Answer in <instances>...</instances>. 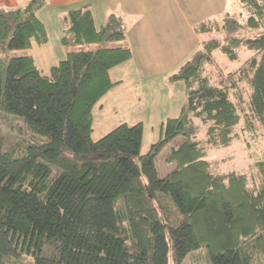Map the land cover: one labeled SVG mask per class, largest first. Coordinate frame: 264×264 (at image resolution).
<instances>
[{
  "label": "trees",
  "instance_id": "obj_1",
  "mask_svg": "<svg viewBox=\"0 0 264 264\" xmlns=\"http://www.w3.org/2000/svg\"><path fill=\"white\" fill-rule=\"evenodd\" d=\"M235 1L244 23L226 15L195 31L264 27V0ZM44 3L0 9V50L47 42L36 15ZM62 32V45L74 47L126 39L113 14L96 27L88 4L62 17ZM242 49L251 54L211 84L204 72L212 52L236 60ZM131 57L127 46L76 49L48 76L31 56L0 61V111L45 137L18 156L2 151L0 137V264H180L201 248L211 264H264V174L257 189L246 174L218 171L206 159V146L225 147L244 131L264 129V33L202 43L169 77L184 82V107L162 123L163 137L144 154L141 123L90 138L93 107L118 83L110 70ZM194 119L205 125L203 143L195 140ZM177 136L185 139L166 158L176 167L161 178L155 158Z\"/></svg>",
  "mask_w": 264,
  "mask_h": 264
},
{
  "label": "rangeland",
  "instance_id": "obj_2",
  "mask_svg": "<svg viewBox=\"0 0 264 264\" xmlns=\"http://www.w3.org/2000/svg\"><path fill=\"white\" fill-rule=\"evenodd\" d=\"M171 6L170 0H144V3L157 11L159 23L152 37L158 42V47L137 49L136 33H126L123 42H104L85 44L74 47L62 45L63 36L60 23H47V42L43 45L32 44L30 49L0 50V61H8L13 57L31 56L35 66L42 75L48 76L50 69L64 59L69 51L96 50L127 46L131 52L130 60L112 68L109 78L114 85L92 109L91 140L97 141L121 123L133 125L142 124V139L140 153H146L150 146L163 137L162 123L168 118L177 117L186 103V92L183 81H169L187 61L192 59L207 40H226L232 37H253L264 33V27L238 31L213 30L197 33L196 26L201 23H220L226 16L235 17L240 23L246 20V14L241 4L235 0H175ZM122 7H125L123 4ZM178 10V15L162 14L170 8ZM142 10V8H141ZM160 17V18H159ZM97 20V19H96ZM47 21V22H46ZM174 21L176 24H174ZM98 25V24H96ZM128 35V36H127ZM147 55L148 61L143 55ZM251 54L247 49L239 51L236 60L228 59L220 50H214L210 62L205 66L204 75L208 81L217 85L225 74L236 70ZM196 127L195 140L205 141V125L199 119H194ZM0 137L2 151L13 152L17 156L23 153L28 143H40L45 137L32 133L22 119L14 114L0 111ZM183 136H177L164 147L155 158V167L159 177H164L176 167L175 162L166 161L172 149L184 141ZM206 159L221 172H239L246 174L251 187L259 189L264 174V129L240 133L239 139L225 147L206 146ZM52 178L58 172L53 169ZM169 200V197L166 198ZM121 200L115 201V209L123 212ZM178 223L179 214H172ZM180 264H211L206 249L201 248L189 252Z\"/></svg>",
  "mask_w": 264,
  "mask_h": 264
},
{
  "label": "crops",
  "instance_id": "obj_3",
  "mask_svg": "<svg viewBox=\"0 0 264 264\" xmlns=\"http://www.w3.org/2000/svg\"><path fill=\"white\" fill-rule=\"evenodd\" d=\"M29 1L30 0H0V9L22 8L28 4ZM174 1L175 0H170L171 6L175 3ZM44 2V5L36 11V15L44 24L46 32L47 23L45 24L44 18L49 20L52 25L60 23L61 28L62 17L69 10L77 9L88 4L96 27L104 24L110 15H115L123 22L127 34L130 32L136 33L135 38L138 42L136 45L138 50L146 48H154L156 50L159 45L157 40L152 37V34L155 33L156 25L159 23H166L165 21L158 20V16H156L157 11L149 8L144 3V0H44ZM123 4H125V7H122ZM178 10L179 8L174 9L171 7L169 11L164 13L159 11V16L161 14L163 16L165 13H168L165 15H169L170 17L176 16L178 15ZM174 24H176L175 21ZM143 58L145 61H148L146 53L143 55Z\"/></svg>",
  "mask_w": 264,
  "mask_h": 264
}]
</instances>
